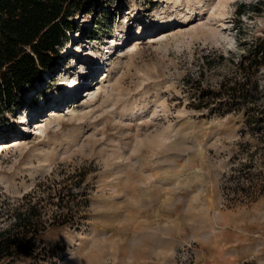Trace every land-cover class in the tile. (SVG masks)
I'll return each instance as SVG.
<instances>
[{"label": "rangeland", "instance_id": "obj_1", "mask_svg": "<svg viewBox=\"0 0 264 264\" xmlns=\"http://www.w3.org/2000/svg\"><path fill=\"white\" fill-rule=\"evenodd\" d=\"M250 5L262 10L239 23ZM70 20L41 80L0 115V142L13 141L0 153V227L35 190L50 220L71 187L79 228L43 234L57 264H264L263 152L249 177L238 169L259 142L241 136L240 114L187 105L194 85L232 71L202 70V54L264 38V0H91Z\"/></svg>", "mask_w": 264, "mask_h": 264}, {"label": "trees", "instance_id": "obj_2", "mask_svg": "<svg viewBox=\"0 0 264 264\" xmlns=\"http://www.w3.org/2000/svg\"><path fill=\"white\" fill-rule=\"evenodd\" d=\"M90 1L0 0V115L17 102L26 86L41 80L42 72L54 62L66 32L72 30L70 17ZM261 10V5H250L238 10L236 16L239 20L249 11L258 13ZM245 48L237 56L226 57L220 51L210 50L202 54L199 65L202 70L213 69L228 60L232 71L222 75L216 87L194 85L188 94L193 100L187 105L208 115H241V136L249 134L259 142V147L245 149L248 162L238 167L242 176L249 177L255 154L263 152L264 166V38H253ZM37 186L38 189L43 184ZM71 190V187L57 189L54 204L65 211H53L50 220L43 218L42 198L32 196L37 190L11 211L9 223L0 227V264L21 261L24 264H57L61 250L44 245L43 234L48 225L79 228L80 221L72 215ZM242 264L257 263L244 261Z\"/></svg>", "mask_w": 264, "mask_h": 264}, {"label": "bare ground", "instance_id": "obj_3", "mask_svg": "<svg viewBox=\"0 0 264 264\" xmlns=\"http://www.w3.org/2000/svg\"><path fill=\"white\" fill-rule=\"evenodd\" d=\"M107 76L108 75H106L104 78H107ZM93 88V87H92ZM72 93V92H71ZM69 98H71V97H73L72 96V94H69V96H68ZM108 98V97H107ZM40 122H35L34 124H36L35 126H37L38 127V124H39ZM13 141H11V142H0V149H7L6 147H11L12 146V143ZM9 143V144H8Z\"/></svg>", "mask_w": 264, "mask_h": 264}]
</instances>
